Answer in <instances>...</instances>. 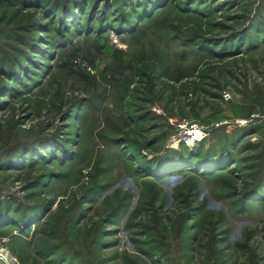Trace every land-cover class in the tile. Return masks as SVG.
Returning <instances> with one entry per match:
<instances>
[{
	"label": "rangeland",
	"instance_id": "374dc122",
	"mask_svg": "<svg viewBox=\"0 0 264 264\" xmlns=\"http://www.w3.org/2000/svg\"><path fill=\"white\" fill-rule=\"evenodd\" d=\"M0 249L264 264V0H0Z\"/></svg>",
	"mask_w": 264,
	"mask_h": 264
},
{
	"label": "built area",
	"instance_id": "2783aa9c",
	"mask_svg": "<svg viewBox=\"0 0 264 264\" xmlns=\"http://www.w3.org/2000/svg\"><path fill=\"white\" fill-rule=\"evenodd\" d=\"M1 250V249H0ZM3 250V249H2ZM7 253H4V252H0V264H3L2 263V260L5 258V257H7V255H6Z\"/></svg>",
	"mask_w": 264,
	"mask_h": 264
},
{
	"label": "bare ground",
	"instance_id": "6f19581e",
	"mask_svg": "<svg viewBox=\"0 0 264 264\" xmlns=\"http://www.w3.org/2000/svg\"><path fill=\"white\" fill-rule=\"evenodd\" d=\"M195 134H196V135H199V134H201V131H200V132L198 131L197 133H196V132H195V133H191V132H190V133H189V136H190L189 139L192 138V137H191L192 135H193V136H196ZM187 137H188V136H187ZM194 139H195V138H194ZM188 141H189V140H188ZM1 251H2V250H0V252H1ZM2 252H3V251H2Z\"/></svg>",
	"mask_w": 264,
	"mask_h": 264
}]
</instances>
